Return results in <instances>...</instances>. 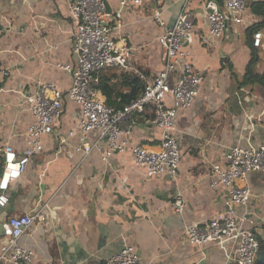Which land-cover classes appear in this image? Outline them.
Wrapping results in <instances>:
<instances>
[{"label": "crops", "instance_id": "0c3cea01", "mask_svg": "<svg viewBox=\"0 0 264 264\" xmlns=\"http://www.w3.org/2000/svg\"><path fill=\"white\" fill-rule=\"evenodd\" d=\"M166 4L164 16L172 23L181 2ZM108 5L115 34L127 36L133 47L132 68L110 67L104 73L112 83H119L125 71L155 74L162 67V26L151 18L152 0L126 6L120 18L117 0H108ZM192 8L195 36L188 48L205 79L194 103L178 114L182 160L177 174L149 176L134 164L130 150L116 152L110 163L96 151L85 157L74 147L79 136L70 140L74 146L61 144L58 135L73 128L81 112L79 104L65 98L56 129L43 137L41 152L8 188L0 187L7 197L0 203L1 226L10 216L49 201L46 221L30 226L21 238V244L34 251L35 264H97L119 250L121 236L135 245L146 264H237L214 242L190 243L184 226L208 220L226 205V188L210 187L212 162L223 160L233 144L264 143V86L241 84L251 58L248 26L231 24L216 37L210 34L204 4L198 1ZM248 13L258 20L250 8ZM42 22L45 26L40 28ZM70 29L68 0H0V144L11 143L19 153L24 150L25 132L33 120L25 97L39 80L54 81L61 89L71 86L72 74L60 67L75 63ZM256 38V68L263 72L264 27ZM121 91L127 94L130 89ZM160 136L161 129L140 116L126 134L131 145L152 147L159 145ZM2 168L0 156V173ZM249 181L252 194L238 211L264 244V170L250 171ZM178 192L185 199L183 213L173 206ZM5 240L0 230V244ZM226 245L231 250L232 242ZM255 264H264V248Z\"/></svg>", "mask_w": 264, "mask_h": 264}, {"label": "built area", "instance_id": "2783aa9c", "mask_svg": "<svg viewBox=\"0 0 264 264\" xmlns=\"http://www.w3.org/2000/svg\"><path fill=\"white\" fill-rule=\"evenodd\" d=\"M108 0H68L72 49L75 63L60 66L72 74V84L61 89L54 81L39 80L38 86L26 94V108L33 120L27 126L26 146L19 153L11 143L0 144L3 172L0 187L8 188L11 181L25 172L31 158L43 149V137L52 134L62 114L64 99L80 105L77 124L58 135L61 144L79 136L74 146L86 157L96 151L110 163L116 152L130 150L133 162L149 176L164 173L176 175L182 160L179 142L178 114L189 108L199 95L205 72L192 61L188 44L195 36V12L192 4L201 1L207 10L210 34L222 37L230 25L254 22L248 13L253 0H178L181 7L172 23L165 19L167 0H152L151 18L162 26L160 49L162 67L152 75L140 74L144 82L142 92L122 107L109 105L104 94L95 86V74L108 67L132 68V50L128 37L115 34L109 22ZM116 17L129 5H141L143 0H117ZM45 23H40V28ZM120 26V24H118ZM256 38L255 41L259 42ZM8 69L3 70L7 75ZM149 114V115H147ZM151 122L161 129L160 143L152 147L143 143L131 145L126 134L132 129L135 117ZM95 136H91L92 133ZM210 187L226 188L225 207L203 222H190L184 226L186 239L195 245L210 242L220 245L228 259L237 264H255L260 243L255 232L245 223L238 206L246 204L252 194L249 173L264 170V143L228 146L223 160L211 164ZM7 200L0 193V203ZM174 209L184 212L182 192L175 195ZM49 201L22 214L10 216L4 224L6 240L0 244V264H35L34 251L21 244L28 228L47 219ZM113 254L98 260L97 264H146L135 245L125 236ZM227 242H232L231 250Z\"/></svg>", "mask_w": 264, "mask_h": 264}, {"label": "trees", "instance_id": "16d2710c", "mask_svg": "<svg viewBox=\"0 0 264 264\" xmlns=\"http://www.w3.org/2000/svg\"><path fill=\"white\" fill-rule=\"evenodd\" d=\"M250 11L256 15L258 20L246 27V40L250 46L251 58L246 65V71L241 84L251 85L250 87H253L255 84L264 86V71L260 72L256 68L259 61V49L255 42L256 33L264 27V0H253L250 5ZM106 69L95 74L98 81L94 84L104 94L109 105L116 108L122 107L142 92L144 82L140 75L125 71L120 74L119 83H112L109 75L104 73ZM123 87H128L130 91L125 94L121 91ZM262 248H264L263 242L260 244L259 249L262 250Z\"/></svg>", "mask_w": 264, "mask_h": 264}, {"label": "water", "instance_id": "95a60500", "mask_svg": "<svg viewBox=\"0 0 264 264\" xmlns=\"http://www.w3.org/2000/svg\"><path fill=\"white\" fill-rule=\"evenodd\" d=\"M106 4H107L108 11H111V9L109 8V5H108V1L106 2ZM1 227H2V229H1ZM0 230H2V232L5 234L4 226L3 225L1 226V224H0Z\"/></svg>", "mask_w": 264, "mask_h": 264}]
</instances>
